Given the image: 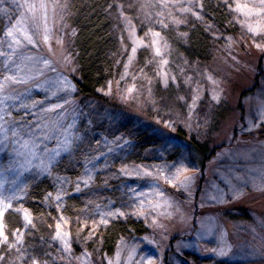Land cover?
Wrapping results in <instances>:
<instances>
[{"label": "rangeland", "instance_id": "rangeland-1", "mask_svg": "<svg viewBox=\"0 0 264 264\" xmlns=\"http://www.w3.org/2000/svg\"><path fill=\"white\" fill-rule=\"evenodd\" d=\"M108 1L116 73L89 99L75 84L73 20L94 0H0V51L7 54L0 56V82L23 78L7 87L0 123L19 129L22 139L31 134L37 145L24 152L14 137L0 143L2 190L16 196L10 208L0 206L8 237L0 240V264H264V32H250L257 17L236 8L264 5L217 0L236 29L231 36L202 21L201 0ZM26 4L37 5L35 20L19 6ZM187 18L212 41L207 61L184 57L168 40ZM18 21L38 29L36 47L21 36L13 53L6 32ZM22 60L26 69L19 71ZM65 136L71 150L46 168L41 161ZM39 182L50 186L47 218L25 208ZM9 213L18 226L8 234ZM127 218L144 222L147 234L122 238L113 255L102 254L99 234Z\"/></svg>", "mask_w": 264, "mask_h": 264}, {"label": "trees", "instance_id": "trees-1", "mask_svg": "<svg viewBox=\"0 0 264 264\" xmlns=\"http://www.w3.org/2000/svg\"><path fill=\"white\" fill-rule=\"evenodd\" d=\"M108 3V0H94L90 9L78 7L76 18L73 20V25L78 31L74 55L79 72L75 84L81 98H95L99 90L112 80L116 73L115 59L111 55H114L118 47L115 23L110 18L111 8ZM199 6L203 22L218 25L231 36L235 33L236 29L224 4L217 0H201ZM186 22L185 27L178 32L180 37L174 32L167 35L170 44L176 52L188 59L209 60L213 46L211 39L198 22L188 18ZM48 191L50 186L47 182H39L29 189L25 208L32 215L49 217L44 199ZM70 203L75 208L80 206L75 198L71 199ZM3 225L8 234L12 233L18 226V219L12 213L6 214ZM147 232V225L142 221L133 218L115 220L99 234L101 253L113 255L120 239L143 236Z\"/></svg>", "mask_w": 264, "mask_h": 264}, {"label": "snow or ice", "instance_id": "snow-or-ice-1", "mask_svg": "<svg viewBox=\"0 0 264 264\" xmlns=\"http://www.w3.org/2000/svg\"><path fill=\"white\" fill-rule=\"evenodd\" d=\"M261 5H264V0H260ZM20 7H27V9L29 10V12L32 13V19L35 20L36 16H35V10L37 9V5L36 4H26V5H19ZM168 4L164 3L162 5V7H167ZM40 9L44 10V14H43V19H44V26H43V36H42V40L45 44H48V42L51 40L52 36H51V30L47 27V5L44 3H41L39 5ZM237 10L240 11H244V9H247L246 12H244V14L246 16L251 17L252 15H255L257 17V19L252 22L249 23L248 26V30L250 32L259 34L261 32H264V8H261L258 11H254L252 8H249L248 5H237L236 6ZM195 14V13H194ZM21 22L18 21L16 25L11 26L10 28H8L7 32H6V36L8 37V47L12 48L13 53H15L16 48L13 47L15 46H19L21 44V39L20 37L22 36L23 40L26 41L28 44L32 45L33 47H36V43H34V37L37 35L38 33V29H32L31 31H29L28 29L21 27L20 26ZM155 36H159L160 33H154ZM133 53H135L136 49L133 48L132 49ZM160 49L157 48L156 49V55H160ZM0 56H7V54L5 52L0 51ZM26 59L31 60L33 59L32 57H27ZM45 64H48V61L45 60L44 61ZM164 63H167V61H164ZM9 64V60H5V68H7L8 72H13V69L8 67ZM19 71H23V67H20L19 65L17 66ZM23 82V78L20 77L18 74H12V75H5L4 79L2 82H0V104H4L8 99H10L9 96L4 95V93L7 90V87L10 84H17V83H21ZM70 86V85H69ZM71 87V86H70ZM129 91H132L131 89H129ZM54 110V109H53ZM0 111H4V109H0ZM0 119H3V117H0ZM7 121H5L4 123H0V137H2V139H0V143H3L4 141L14 137L16 138V142L20 145V148L22 149H26V150H32L34 147H36V142L34 139H29V140H22L21 137V132L19 129L12 127L11 125L6 126L7 125ZM11 132V137H9L8 133ZM31 137V134H29ZM61 150L63 151H70L71 150V144L68 141V137L65 136V140L63 142H61V148L54 150L52 154H50L48 156L47 162L45 163L44 161H41L42 164H44V166L46 168H51V165L54 164L57 161V157L60 156L61 154ZM147 175H151V173H146ZM181 174L180 170L178 169L177 171V176L173 177V179H178L179 175ZM85 183H87V181H85ZM3 189V184L0 183V206H2L3 208L7 209L11 207V203L10 200L11 199H15L16 196L15 194H13L11 197L6 196L4 194ZM49 195H51V193H49ZM57 199H60L59 195H57ZM3 211H0V217L3 216ZM25 219L28 220V223H31V220L28 219L27 215L25 216ZM60 229V225L57 224V237L61 236V232L59 231ZM0 240H2V242L7 243L8 237L7 235H5V233L2 230V225H0ZM33 264H35V262H33Z\"/></svg>", "mask_w": 264, "mask_h": 264}, {"label": "bare ground", "instance_id": "bare-ground-1", "mask_svg": "<svg viewBox=\"0 0 264 264\" xmlns=\"http://www.w3.org/2000/svg\"><path fill=\"white\" fill-rule=\"evenodd\" d=\"M29 13H31V12H29ZM18 65H19L20 67H23V66H24L25 69H26L25 62H24L23 60H22L20 63H18ZM32 68H33V66H32ZM32 68H31V69H32ZM31 71H32V70H31ZM30 138H31V139H34L33 137H30V136L27 137V136H25V138L22 139V140H29ZM34 140H35V142H36V139H34ZM17 144H18V143H17ZM17 144H16V145H17ZM18 146H19V144H18ZM22 150H23L24 152L27 151L26 149H22Z\"/></svg>", "mask_w": 264, "mask_h": 264}]
</instances>
